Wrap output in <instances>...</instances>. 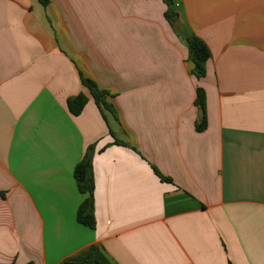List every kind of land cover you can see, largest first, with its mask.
<instances>
[{
	"label": "crops",
	"instance_id": "crops-1",
	"mask_svg": "<svg viewBox=\"0 0 264 264\" xmlns=\"http://www.w3.org/2000/svg\"><path fill=\"white\" fill-rule=\"evenodd\" d=\"M173 9L0 0V264H71L92 246L111 264H264V0ZM192 35L211 52L201 79ZM90 146L94 229L74 178Z\"/></svg>",
	"mask_w": 264,
	"mask_h": 264
},
{
	"label": "trees",
	"instance_id": "trees-1",
	"mask_svg": "<svg viewBox=\"0 0 264 264\" xmlns=\"http://www.w3.org/2000/svg\"><path fill=\"white\" fill-rule=\"evenodd\" d=\"M43 5H47L50 0H39ZM175 0H163L167 6L166 17L170 20L175 17L177 13L173 9ZM188 51L189 60L196 64L194 75L198 78H204L206 76V65L211 58V52L207 44L199 37L192 35L183 38ZM83 85L90 91L96 105L103 111H111L114 113L112 105L107 101L108 92L100 90L97 84L84 76H82ZM88 103V97L84 94H80L76 97L68 100V109L73 116H79L85 109ZM197 106L205 111V95L202 89H198V96L196 100ZM206 127V119L204 118L198 125L199 130H203ZM116 144H122L116 141ZM95 155V148L90 146L81 160V162L75 167L74 178L77 183V187L81 194L86 195L87 198L81 204L77 212V219L79 223L88 226L92 229L95 228L96 222L94 217V173H93V158ZM162 180H167L160 174H158ZM4 198V193L0 192V199ZM71 264H111L110 260L105 254L95 246L88 248L80 253L78 256L69 260Z\"/></svg>",
	"mask_w": 264,
	"mask_h": 264
},
{
	"label": "water",
	"instance_id": "water-1",
	"mask_svg": "<svg viewBox=\"0 0 264 264\" xmlns=\"http://www.w3.org/2000/svg\"><path fill=\"white\" fill-rule=\"evenodd\" d=\"M177 16H175V17H173L172 19H171V21H176L177 20ZM190 65L192 66V69H195V67H196V64L194 63V62H190ZM203 119H204V110L202 109V108H200L199 109V111H198V121H199V123H201L202 121H203Z\"/></svg>",
	"mask_w": 264,
	"mask_h": 264
}]
</instances>
